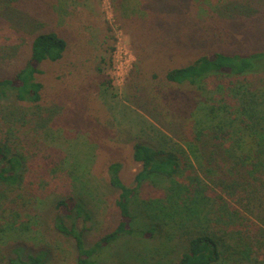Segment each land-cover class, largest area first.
<instances>
[{
  "label": "trees",
  "instance_id": "16d2710c",
  "mask_svg": "<svg viewBox=\"0 0 264 264\" xmlns=\"http://www.w3.org/2000/svg\"><path fill=\"white\" fill-rule=\"evenodd\" d=\"M148 16L152 22L167 19L169 24L171 18L178 19L185 23L181 32L190 22L177 14L150 12ZM174 26L178 37L180 27ZM186 35L191 36L188 28ZM68 46L67 39L55 31L36 34L25 65L13 77L0 79V101L14 95L22 102L39 104L44 88L37 78L42 72L39 66L46 60H60ZM162 79L149 88V100L165 122L179 125L180 129L169 130L177 139L153 126L149 136L159 138L157 144L133 143V157L141 169L132 185L121 177V162L109 164L110 183L119 190V222L92 245H87L85 234L93 214L75 193L77 182L85 181L81 189L94 196L86 180L96 152L90 150L89 159L73 154V138H65L62 125L44 124L38 130L0 113V233L17 228L33 232L37 205L54 191L73 185L75 195L56 200L54 227L74 238L76 264H110L99 259L109 244L125 236L149 239L157 234H165L167 247L182 248L176 264H264V50L200 54L189 63L168 68ZM168 87L172 94L167 93ZM48 143H67V154L58 161L39 159L37 151ZM75 145L91 146L82 137ZM146 182L150 191L138 212L146 226H135L139 216L134 202L138 206L139 189ZM65 217L81 218L83 224L78 226L75 220L69 226ZM19 245L10 247L16 255L8 259L10 264H46L52 251L42 246L24 257Z\"/></svg>",
  "mask_w": 264,
  "mask_h": 264
},
{
  "label": "rangeland",
  "instance_id": "374dc122",
  "mask_svg": "<svg viewBox=\"0 0 264 264\" xmlns=\"http://www.w3.org/2000/svg\"><path fill=\"white\" fill-rule=\"evenodd\" d=\"M216 1L0 0V79L13 77L25 65L36 34L55 31L69 43L60 60H46L39 66L42 72L37 78L44 83L43 100L33 105L11 95L0 101V113L38 130L44 124L62 125L65 138H73L70 140L73 154L89 159L90 150L96 152L87 178L91 182L86 180L94 196L84 194L81 187L86 185L85 181L77 182L76 193L73 185L51 193L35 208L37 220L30 229L33 232L17 228L11 233H0V264H10L8 259L16 256L10 247L15 244H20L24 257L47 246L52 251L46 264H76L74 238L54 227L56 200L70 193L83 197L93 214L88 222L91 229L85 234L87 245L114 229L120 217L116 205L119 190L110 183L109 164L121 162V177L132 185L141 169L133 157V143L142 140L157 144L159 138L149 136L153 126L174 139L177 137L171 134L170 128L180 129L174 122H165L149 100L148 90L155 81H162L168 68L189 63L200 54L216 50L228 53L264 50V0H224L220 4ZM150 12L177 14L190 18V22L181 32L184 22L173 18L171 24L167 19L152 22ZM174 24L177 30L180 27L178 37ZM187 28L191 30L189 37ZM154 74L158 77L154 78ZM108 80L112 84L107 85ZM167 93H173L170 87ZM81 137L88 139L91 146L77 148L75 144ZM66 145L41 146L37 151L39 159L60 160L67 154ZM149 191L148 182L139 189L138 206L134 202V211L139 216L135 226H146V220L138 212ZM65 219L71 226L76 217ZM76 222L82 226L83 219ZM164 235L149 239L122 237L105 247V254L99 259L110 264L118 261L176 264L182 248L164 245ZM5 241L8 243L2 244Z\"/></svg>",
  "mask_w": 264,
  "mask_h": 264
}]
</instances>
